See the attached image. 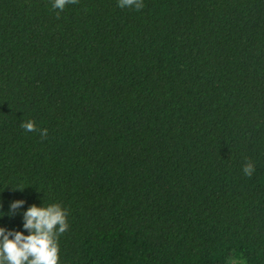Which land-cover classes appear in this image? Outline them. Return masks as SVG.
I'll return each instance as SVG.
<instances>
[{
  "label": "trees",
  "instance_id": "1",
  "mask_svg": "<svg viewBox=\"0 0 264 264\" xmlns=\"http://www.w3.org/2000/svg\"><path fill=\"white\" fill-rule=\"evenodd\" d=\"M52 3L0 0V226L58 203V264H264V0Z\"/></svg>",
  "mask_w": 264,
  "mask_h": 264
},
{
  "label": "clouds",
  "instance_id": "2",
  "mask_svg": "<svg viewBox=\"0 0 264 264\" xmlns=\"http://www.w3.org/2000/svg\"><path fill=\"white\" fill-rule=\"evenodd\" d=\"M75 2L76 0H53L52 7L63 11L67 4ZM118 5L121 8H135L137 11L144 6L143 0H118ZM21 126L25 131L37 130L33 120L24 121ZM47 131L46 128L40 129L41 137H46ZM254 171L253 163L245 164L243 172L246 176L251 177ZM25 203L24 199L11 201L7 214L14 215ZM2 207L0 204V208ZM0 213V217L5 215L3 211ZM67 215L66 209L58 203H33L22 213L23 230L0 226V264H58V237L69 227Z\"/></svg>",
  "mask_w": 264,
  "mask_h": 264
}]
</instances>
